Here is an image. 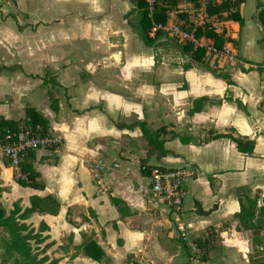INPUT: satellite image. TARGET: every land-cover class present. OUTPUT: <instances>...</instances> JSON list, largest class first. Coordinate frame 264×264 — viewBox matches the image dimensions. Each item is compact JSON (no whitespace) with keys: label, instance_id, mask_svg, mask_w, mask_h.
Returning a JSON list of instances; mask_svg holds the SVG:
<instances>
[{"label":"crops","instance_id":"1","mask_svg":"<svg viewBox=\"0 0 264 264\" xmlns=\"http://www.w3.org/2000/svg\"><path fill=\"white\" fill-rule=\"evenodd\" d=\"M77 1L81 12L43 18L40 0H0V117L18 120L31 106L59 139L57 148L34 153L43 189L18 184L0 148L4 196L20 199L23 208L31 196L56 199V214L34 215L35 224L48 227L57 262L102 264L76 249L88 236L108 264H250L252 230L235 217L240 204L231 191L247 187L254 208H264V0H242V23L205 14L234 61L199 63L190 60L187 44H172L165 33L144 45L129 0H71ZM182 2L191 4L178 7ZM66 19H76L80 34H42ZM178 22L169 12L166 32H185ZM188 35L194 47H214ZM77 38L82 44L74 47ZM47 70L56 85L43 83ZM48 92L58 100L57 113ZM140 124L165 153L148 143ZM232 139L251 141L252 151H238ZM153 166L191 170L182 210L186 238L169 207L147 190L143 168ZM111 198L122 201V213ZM210 226L214 245L225 250L211 248L200 261L194 240Z\"/></svg>","mask_w":264,"mask_h":264},{"label":"trees","instance_id":"2","mask_svg":"<svg viewBox=\"0 0 264 264\" xmlns=\"http://www.w3.org/2000/svg\"><path fill=\"white\" fill-rule=\"evenodd\" d=\"M132 8L129 13L135 15L136 20L133 25V29L146 46H153L156 37L165 31L156 30L153 35H150V30L154 25L160 24L162 26L167 24L168 14L171 9H174L179 2L183 0H129ZM192 4L193 7L201 8L205 10L208 16H217L218 18H223L224 20L234 19L242 23L239 18V4L242 0H224L219 3L216 0H185ZM226 12V16L222 17L221 14ZM177 17L184 23L188 22V16L184 12H178ZM261 23L264 26V20L261 19ZM186 31L191 32L194 39L204 38L212 41L215 48L220 49L224 42V37L218 34L214 29L208 25L195 26L189 24L188 27H183ZM188 52H190V60L193 62H201L204 58L205 47L196 46L192 42H188L185 47ZM43 83H50L52 86L56 85L53 78L50 76V71L45 72V77L43 78ZM49 107L53 113L58 111V100L54 97L52 92H48ZM143 136L146 138L148 143L156 148L160 153H165L163 149L162 142L156 140V136L146 130L143 124H140ZM29 128L33 134L46 135L49 134V124L47 118L43 117L38 113L33 107L26 106L24 109V116L18 120H6L0 117V146H3L7 141H9L6 136L13 132H18ZM221 136V135H219ZM236 143V147L240 152H251L253 143L251 141H241L239 139H232ZM58 147V146H57ZM56 146L50 147L54 149ZM34 153L29 152L19 165L20 172L24 175V178L18 179L17 183L22 186H28L34 189H43L44 185L39 178V173L35 171L32 167V162L34 161ZM149 168H143L144 173H148ZM1 183V182H0ZM3 188H1L2 190ZM232 194L236 196L240 204V211L235 214L238 222L244 225L246 220H248L247 228L252 230L251 242L258 244L257 235L264 221H256L254 204L255 199H251L248 196L249 189L247 187H239L233 189ZM244 198L248 201V206L244 204ZM111 202L117 210L123 212V203L117 198H111ZM29 206L23 208L20 215L14 216L16 210L6 214L4 209L0 207V230L6 233L5 248L15 255L14 262L12 264H42L43 260L38 259L37 254L34 253L31 247V230H27L24 223H19L18 219H25L26 215L31 212H45L50 214H56L58 210V202L55 198L50 195L44 197L31 196L29 198ZM260 211L264 213V208L259 207ZM44 228L45 225H43ZM83 242L81 245L76 247L77 250L80 248L84 253L102 264H108L106 260H103L104 253L101 248L88 236L83 237ZM216 241V233L213 227H207L206 230L199 234L194 240L197 252L195 256L200 261H205L208 257L209 250L213 247ZM254 244V245H255ZM126 264L130 263L127 260ZM251 264H264L261 261L251 262Z\"/></svg>","mask_w":264,"mask_h":264},{"label":"rangeland","instance_id":"3","mask_svg":"<svg viewBox=\"0 0 264 264\" xmlns=\"http://www.w3.org/2000/svg\"><path fill=\"white\" fill-rule=\"evenodd\" d=\"M38 7L37 11H38V15L40 17L43 18H48V17H61V13H69L72 10H76L81 12L82 10V3L80 2H71V0H40V3L36 2ZM181 6L178 7V5L174 8L171 9L170 13H173V15L176 16L177 20L179 22H181L182 20H180L177 17V13L178 12H184L187 14V16H189L190 19H192L193 21V25H204V24H208V25H212V23L210 22L211 19H206L205 18V10L203 9V7L201 8H195L192 6V4H186L185 2H182L180 4ZM135 17V16H134ZM210 18V17H207ZM132 20H135L134 18H132ZM213 21V20H212ZM52 25L47 28L45 31H43L42 34L46 33V32H52L53 35H57L59 37V34H62L63 31H68L69 33H73L74 31H77L78 34H80L81 31V27L79 25H76V19H70V20H65L62 21L60 23H57L56 20L52 21ZM178 22V23H179ZM42 23H45V21L42 20ZM184 27H188L189 23L186 24H182ZM185 32L188 35V31L185 30ZM165 34L163 35L166 38H170V41L172 44L175 45H184L188 43V39L185 38H178L175 35H170L168 32H164ZM44 38H42V44L43 45H47V42H45ZM60 40V39H59ZM73 43L75 44L74 47L80 46L82 44L81 42V38H77V39H73ZM163 42L159 43L158 45H162ZM206 46H208V42L205 43ZM206 59V58H204ZM207 61L208 62H215L216 59L211 58V55L207 56ZM211 67H213V65H211ZM3 156V155H2ZM4 158V156H3ZM5 159V158H4ZM6 160V159H5ZM7 161V160H6ZM9 163V162H8ZM15 170V169H14ZM21 176L24 177V175L21 174ZM20 175H18L16 172L14 174V180L17 182L18 179H21ZM1 186H0V207L2 209H4L6 214H9L10 212H13L16 210V213L14 214V216H18L20 215L21 211L23 210L22 205L20 204V199H13L11 197L8 196H4L3 191L5 190L4 188L1 190ZM244 204L246 206H248V201L246 198H244ZM30 205V204H29ZM260 208H254L255 210V218H254V222L260 220V221H264V213L261 212L259 210ZM34 213H39L41 214V212H31L29 215L27 214L25 219L19 218L18 222L19 223H24L27 227V230H31L30 232V243H31V247L34 251V253L37 254L38 259H42L43 263L42 264H66V262H57V258H55V245L53 243V241H51L50 239V234H49V230L48 227L45 225V223L43 221L37 222L35 224V215ZM43 213V212H42ZM45 213V212H44ZM46 214H50V213H46ZM175 222V226L177 225V222L174 220ZM248 223V220H246L245 224ZM244 224V225H245ZM46 228H44V226ZM242 225V226H244ZM257 235V240L259 241L258 245H254L252 246V249L250 251V261L249 263L251 264V262H255V261H261L264 262V225L262 226V231H259L258 233H256ZM5 239H6V233L3 232L2 230H0V264H12L14 262L15 259V255L13 253H11L10 251L6 250L5 248ZM64 244L65 240L63 241ZM255 244V243H254ZM219 242L217 245H214V247H212V249L210 250L211 254H216L218 252L223 253L224 252V248L221 246H218ZM61 246V245H60ZM220 249V251H219ZM193 254V253H191Z\"/></svg>","mask_w":264,"mask_h":264},{"label":"built area","instance_id":"4","mask_svg":"<svg viewBox=\"0 0 264 264\" xmlns=\"http://www.w3.org/2000/svg\"><path fill=\"white\" fill-rule=\"evenodd\" d=\"M210 26L213 28V25ZM158 29L162 31L167 30L166 25L162 26L157 24L150 30V35H153ZM171 32L178 38L189 39V35L181 31L178 27H174ZM191 38L195 40L193 36ZM209 55H211V58L218 61H234L233 52L229 47H221L220 49L213 46L205 47L204 58L207 60V56ZM6 138L9 141L3 144V146H0L2 155L20 176L21 172L19 165L29 152H35L37 149L50 148L52 146H56L57 148L59 145L58 138L50 134H33L29 128L10 133ZM190 176L191 170L187 167L168 168L163 166H153L149 168L147 175V190L159 197L169 207L174 220L177 222L176 229L183 238H186L190 231L189 223L182 219L183 201L187 192V180ZM21 177L24 178L23 176Z\"/></svg>","mask_w":264,"mask_h":264}]
</instances>
